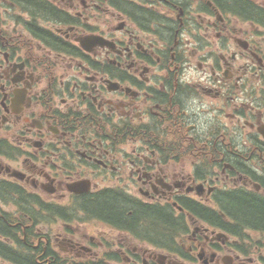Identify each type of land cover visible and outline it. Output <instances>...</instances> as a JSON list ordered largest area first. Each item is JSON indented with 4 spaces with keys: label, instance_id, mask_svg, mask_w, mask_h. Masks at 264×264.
<instances>
[{
    "label": "flooded vegetation",
    "instance_id": "flooded-vegetation-1",
    "mask_svg": "<svg viewBox=\"0 0 264 264\" xmlns=\"http://www.w3.org/2000/svg\"><path fill=\"white\" fill-rule=\"evenodd\" d=\"M234 192L264 200V0H0V264H264Z\"/></svg>",
    "mask_w": 264,
    "mask_h": 264
},
{
    "label": "trees",
    "instance_id": "trees-1",
    "mask_svg": "<svg viewBox=\"0 0 264 264\" xmlns=\"http://www.w3.org/2000/svg\"><path fill=\"white\" fill-rule=\"evenodd\" d=\"M115 197H108L102 203L94 205V210L117 223L125 224L138 216V214L129 208L126 202L113 200ZM230 214L238 220L239 223L252 227L264 226V200L257 196L233 194V199L226 201ZM147 208V207H146ZM159 213L164 211L159 208H153ZM130 213V216L128 215ZM143 224L149 225L148 220H152L151 228L161 239H169L170 226L161 222L155 215L145 216ZM167 235V236H166Z\"/></svg>",
    "mask_w": 264,
    "mask_h": 264
}]
</instances>
